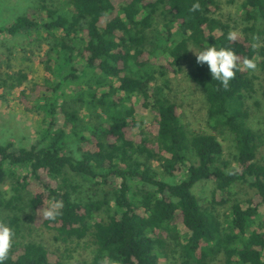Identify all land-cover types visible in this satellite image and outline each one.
<instances>
[{
  "label": "trees",
  "instance_id": "1",
  "mask_svg": "<svg viewBox=\"0 0 264 264\" xmlns=\"http://www.w3.org/2000/svg\"><path fill=\"white\" fill-rule=\"evenodd\" d=\"M197 2L200 9L191 11ZM241 9L246 27L235 42L227 40L233 28L217 17V0H38L0 28L47 46L40 61L48 93L35 106L43 115L34 144L0 142V222L14 231L4 264H61L43 245L21 241L26 207L59 241L90 238L94 252L84 264H100L105 253L119 264H158L170 254L179 264H264V165L245 107L255 93L253 69L241 67L225 89L206 63L191 58V49L231 47L239 64L254 58L263 70L264 0H243ZM157 52L160 67L152 63ZM187 63L212 129L233 137L237 168L216 135L186 131L166 84L157 85ZM19 79L11 88L25 77ZM139 111L154 115L152 131L140 129ZM205 181L213 185L207 204L194 194ZM52 197L64 202L55 221L38 211ZM216 206L228 207V220L219 219ZM180 224L185 244L178 242Z\"/></svg>",
  "mask_w": 264,
  "mask_h": 264
},
{
  "label": "rangeland",
  "instance_id": "2",
  "mask_svg": "<svg viewBox=\"0 0 264 264\" xmlns=\"http://www.w3.org/2000/svg\"><path fill=\"white\" fill-rule=\"evenodd\" d=\"M55 2V0H53ZM219 10L217 17L226 21L234 31L243 35L246 24L242 20L243 11L241 5L243 0H217ZM38 0H0V28L4 29L23 16L29 8L37 6ZM160 33H164L161 26H156ZM27 35H17L15 37L8 34H0V142L12 141L15 149L18 147H29L34 144L36 138V129L41 122L42 112L35 109L36 105L43 104L44 97L48 95L43 89L44 80L47 73L41 64V58L47 51V46L41 42L28 44ZM196 55L191 50V58ZM152 59L156 67L164 65L162 53L157 52ZM187 68L182 73L168 72L165 77H159L157 85L167 86L165 90L167 98L176 105V111L180 117L181 123L189 134H214L220 140L224 148V158L230 163V166L237 168L233 156L236 153L233 137L226 129L214 131L207 118V103L202 89L191 83L187 76ZM252 75L255 83V93L247 98L245 107L248 113V123L260 139V148L257 155V162L264 165V98L262 90L264 89V69L256 63ZM25 77L20 86L11 88L16 84L19 77ZM13 78V79H12ZM40 87V88H38ZM23 92V96L21 93ZM39 93V100L36 102L33 98ZM22 98L28 103V108L22 102ZM82 115H85L83 112ZM137 119L142 121L140 129L152 131L151 123L154 115L150 112L137 113ZM140 129H135L134 133H139ZM89 136L87 132L84 133ZM156 169L157 163H154ZM7 188V187H6ZM5 188V189H6ZM213 189L211 182H202L195 186L194 194L201 203L210 201V194ZM244 189V188H243ZM245 190V189H244ZM237 193V198L242 200L244 192L239 189H233ZM88 194V189L83 191L82 196ZM245 206L244 204H242ZM25 205H22V208ZM217 208L219 219L223 222L228 220V207ZM260 214L264 215V208L260 209ZM23 224L22 238L23 243L34 241L43 245L49 252L60 256L61 264H84L91 260L94 252V245L91 239L86 237L80 241H70L64 243L56 239L55 232L39 227L34 219V212L29 208L23 209L21 213ZM254 229V227H252ZM178 234L180 244H185L188 231L182 224L178 225ZM177 252L179 246L171 247ZM179 255L170 254L164 259H160L158 264H179L174 257ZM214 264H220L216 262Z\"/></svg>",
  "mask_w": 264,
  "mask_h": 264
},
{
  "label": "clouds",
  "instance_id": "3",
  "mask_svg": "<svg viewBox=\"0 0 264 264\" xmlns=\"http://www.w3.org/2000/svg\"><path fill=\"white\" fill-rule=\"evenodd\" d=\"M199 9L200 4L198 2L192 4L191 11L195 12ZM238 36L239 33L237 31L230 30L227 33V40L235 42ZM253 47H255V45H253ZM191 50H193L196 55L197 64L203 66L206 63L212 79L219 81L225 89L229 87L230 81L235 77L236 71L240 70L241 67L249 70L256 68L254 58H245L242 65L239 64L238 61L240 57L231 47H217L216 45H211L199 50ZM63 207L64 202L62 200L52 197L47 201V207L38 211L42 213L45 219L55 221L62 215L61 210ZM13 236V229L7 224L0 222V264H4L8 256L13 243ZM100 264H119V261L105 253Z\"/></svg>",
  "mask_w": 264,
  "mask_h": 264
}]
</instances>
